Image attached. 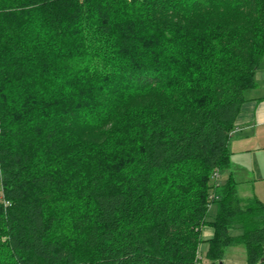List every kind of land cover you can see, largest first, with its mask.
I'll use <instances>...</instances> for the list:
<instances>
[{
  "label": "trees",
  "instance_id": "1",
  "mask_svg": "<svg viewBox=\"0 0 264 264\" xmlns=\"http://www.w3.org/2000/svg\"><path fill=\"white\" fill-rule=\"evenodd\" d=\"M263 57L264 0H0V264H264L212 182Z\"/></svg>",
  "mask_w": 264,
  "mask_h": 264
},
{
  "label": "rangeland",
  "instance_id": "2",
  "mask_svg": "<svg viewBox=\"0 0 264 264\" xmlns=\"http://www.w3.org/2000/svg\"><path fill=\"white\" fill-rule=\"evenodd\" d=\"M235 136L236 135H231L229 141H235ZM245 146L247 148L245 151L242 149L241 144L232 145L227 148L230 156V168L227 171H218L216 182L218 185H222L226 182L228 174L231 173L232 178L236 183L238 197L246 198L256 196L258 200L264 203V148L258 149L255 141L248 144L245 143ZM231 152H233L234 158L230 155ZM212 182H215L214 175H212ZM215 209V205L210 206L208 220L212 219ZM241 232L242 230L239 227L229 230L230 235H239ZM212 236V225L204 224L200 229L201 243L195 253L197 260L196 264L246 263V253L243 245L226 247L222 259L210 263L205 257V251L207 249V240Z\"/></svg>",
  "mask_w": 264,
  "mask_h": 264
},
{
  "label": "crops",
  "instance_id": "3",
  "mask_svg": "<svg viewBox=\"0 0 264 264\" xmlns=\"http://www.w3.org/2000/svg\"><path fill=\"white\" fill-rule=\"evenodd\" d=\"M254 79L255 87L245 91V100L235 121L232 133V136L236 135L235 141H229L228 147L241 144L245 151V143L255 141L258 149L264 148V57L256 69ZM230 155L234 158L233 152Z\"/></svg>",
  "mask_w": 264,
  "mask_h": 264
},
{
  "label": "built area",
  "instance_id": "4",
  "mask_svg": "<svg viewBox=\"0 0 264 264\" xmlns=\"http://www.w3.org/2000/svg\"><path fill=\"white\" fill-rule=\"evenodd\" d=\"M234 131V130H233ZM233 131L231 132V134L233 133ZM214 178H215V181H217V178H218V172H215L214 174ZM212 198L215 197L214 194L211 196ZM198 258V257H197Z\"/></svg>",
  "mask_w": 264,
  "mask_h": 264
}]
</instances>
